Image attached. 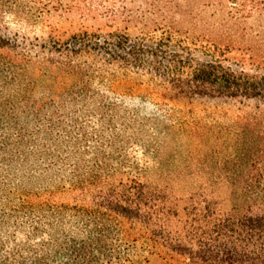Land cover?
Returning a JSON list of instances; mask_svg holds the SVG:
<instances>
[{
  "label": "trees",
  "instance_id": "trees-1",
  "mask_svg": "<svg viewBox=\"0 0 264 264\" xmlns=\"http://www.w3.org/2000/svg\"><path fill=\"white\" fill-rule=\"evenodd\" d=\"M67 6L123 28L108 35L104 50L160 79L166 90L264 106V0H68ZM249 22L258 30L250 32ZM131 28L140 32L135 39ZM8 46L0 38V47ZM233 51L243 58L228 59ZM232 131L234 154L215 168L221 175L210 183L230 187L231 208L214 191L178 198L98 158L72 183L88 204L54 207L22 199L14 214L26 213L28 220L15 233L29 229L24 239L0 243V264H264V112ZM66 213L76 225L66 224Z\"/></svg>",
  "mask_w": 264,
  "mask_h": 264
},
{
  "label": "rangeland",
  "instance_id": "rangeland-1",
  "mask_svg": "<svg viewBox=\"0 0 264 264\" xmlns=\"http://www.w3.org/2000/svg\"><path fill=\"white\" fill-rule=\"evenodd\" d=\"M67 1L0 0V38L10 42L0 47V243L25 238L29 225L15 228L28 215L14 213L28 196L54 207L88 204L72 183L98 158L123 166L126 177L143 175L168 187L178 198L214 191L231 208L230 187L210 183L221 175L215 168L234 154L232 129L264 106L166 90L160 79L104 50L108 35L123 28L102 14L70 11ZM247 28L254 32L259 25ZM127 33L131 39L140 34L135 28ZM243 56L227 54L233 61ZM65 215L66 224L76 225L72 213Z\"/></svg>",
  "mask_w": 264,
  "mask_h": 264
}]
</instances>
